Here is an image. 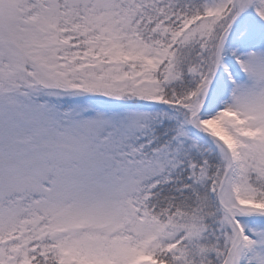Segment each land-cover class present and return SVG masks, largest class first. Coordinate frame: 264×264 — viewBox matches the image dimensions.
<instances>
[{
  "label": "snow or ice",
  "instance_id": "1",
  "mask_svg": "<svg viewBox=\"0 0 264 264\" xmlns=\"http://www.w3.org/2000/svg\"><path fill=\"white\" fill-rule=\"evenodd\" d=\"M0 264H264V0H0Z\"/></svg>",
  "mask_w": 264,
  "mask_h": 264
}]
</instances>
